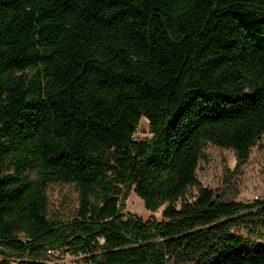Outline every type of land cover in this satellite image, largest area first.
I'll list each match as a JSON object with an SVG mask.
<instances>
[{"label": "trees", "instance_id": "16d2710c", "mask_svg": "<svg viewBox=\"0 0 264 264\" xmlns=\"http://www.w3.org/2000/svg\"><path fill=\"white\" fill-rule=\"evenodd\" d=\"M263 134L264 0H0V264H264L233 233L264 199L197 176L205 145L244 165ZM52 184L75 187L72 220ZM132 190L161 220L124 213Z\"/></svg>", "mask_w": 264, "mask_h": 264}, {"label": "rangeland", "instance_id": "374dc122", "mask_svg": "<svg viewBox=\"0 0 264 264\" xmlns=\"http://www.w3.org/2000/svg\"><path fill=\"white\" fill-rule=\"evenodd\" d=\"M137 139L152 138L149 122L141 121L137 131ZM198 181L201 187L214 191L227 201L251 203L264 199V134L258 139L250 151V156L244 165H239L236 153L212 144L204 147L203 157L199 164ZM196 194L192 188L189 198ZM49 216L52 220L70 221L78 211L79 197L73 185L52 184L48 188ZM124 213L132 214L143 221L161 220V211L151 213L144 207L140 199L132 190L125 204ZM233 233L259 240L264 238V224L252 223L233 229ZM2 258L0 257V260ZM50 264H87L83 256H76L69 252H56L51 255ZM170 264H176L170 262ZM193 264V263H190Z\"/></svg>", "mask_w": 264, "mask_h": 264}, {"label": "built area", "instance_id": "2783aa9c", "mask_svg": "<svg viewBox=\"0 0 264 264\" xmlns=\"http://www.w3.org/2000/svg\"><path fill=\"white\" fill-rule=\"evenodd\" d=\"M54 253L53 252H49V255L51 256V255H53Z\"/></svg>", "mask_w": 264, "mask_h": 264}]
</instances>
